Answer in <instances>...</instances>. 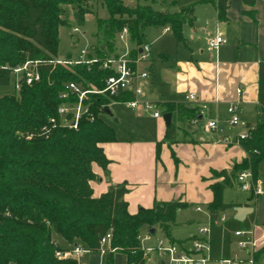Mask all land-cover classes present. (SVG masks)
Here are the masks:
<instances>
[{
  "label": "trees",
  "instance_id": "trees-1",
  "mask_svg": "<svg viewBox=\"0 0 264 264\" xmlns=\"http://www.w3.org/2000/svg\"><path fill=\"white\" fill-rule=\"evenodd\" d=\"M90 1L100 3L107 17L96 18V50L100 56L114 51L116 34L123 27L129 30L132 43H142L147 27L171 29L178 42H184L182 27L195 4L168 12L150 4L127 5L123 0H0V86L10 82V70L26 59L47 60L58 55L59 27L71 26L67 17L72 11L74 23L83 26L91 11ZM224 19L227 0H209ZM249 6L254 0H243ZM42 78L31 85L21 84L19 91L0 96V264H77L75 257L60 258L63 251L75 244L99 252L100 238L111 231L109 246L126 254L127 264H145L141 246L142 229L158 227L168 241L178 210L187 206L182 201L155 202L152 207L129 213L124 194L126 184L114 186L93 196L90 180L95 177L92 164L108 163L101 142L115 141L114 128L103 117L102 105L110 99L92 97L94 119H80L77 129L53 127L49 118L61 103L59 93L66 81H87L102 86L105 70L97 65H77L73 71L60 65L41 67ZM86 84V82H84ZM131 94L117 100L131 99ZM258 120L249 137L240 145L246 158L231 170L212 171L221 181L209 184L212 200L209 212V258L228 259L232 255V232L247 228L251 213L243 222L229 215L215 223L221 212L239 204H227L222 192L233 183L237 172L250 168L254 179L259 163L264 160V61L258 67ZM164 112H176L182 121L200 118L198 105L184 102H162ZM175 126L166 128L172 140ZM159 158V143L156 147ZM252 195V194H251ZM254 196V195H252ZM153 234V233H152ZM264 253V247L259 254ZM113 251L107 252L111 263Z\"/></svg>",
  "mask_w": 264,
  "mask_h": 264
},
{
  "label": "crops",
  "instance_id": "crops-1",
  "mask_svg": "<svg viewBox=\"0 0 264 264\" xmlns=\"http://www.w3.org/2000/svg\"><path fill=\"white\" fill-rule=\"evenodd\" d=\"M227 5L226 16L221 20L211 1L200 0L189 16L191 22L183 24L184 42L174 37L173 47L162 45L157 57L150 46V57L140 63V68L149 72L143 98L155 103L160 116L154 117L152 111L142 106L127 104L128 117L122 109L117 111L114 122L124 117L129 126L121 128L122 134H118L111 124L116 140L99 144L108 163L105 167L92 164L95 177L90 180V186L94 197L125 183L124 200L129 213L162 201H182L201 212L195 208L207 207L213 197L209 184L222 180L213 176L212 171H229L246 158L247 152L240 144H226L221 139L241 131L227 124L226 108L230 103L238 104L240 118L250 126L258 120V67L264 61V0H254L253 6L243 0H227ZM181 6L185 5L174 4L171 11L153 8L175 12ZM216 31L222 33L225 42L212 49L207 39ZM167 32H171L168 25L147 27L143 42L150 45ZM117 45L115 42L113 52L121 51ZM191 92L197 97L194 102L185 98ZM167 101L192 105L206 102L205 117L216 120L217 128L205 129L203 120L192 125L182 121L176 112H170V124L175 126V133L172 140L166 138L163 114L167 112L163 111L161 103ZM112 103L122 102H110L108 108ZM173 115L176 124L172 123ZM157 143L159 158H156ZM231 210L230 215H233V208ZM207 216L209 220V212ZM252 223L257 224L254 216ZM262 255L264 257V253ZM75 258L77 264H127L126 254L120 251L113 252L111 263L107 262V253L100 252L83 253ZM162 260L156 251H151L145 264H162Z\"/></svg>",
  "mask_w": 264,
  "mask_h": 264
},
{
  "label": "built area",
  "instance_id": "built-area-1",
  "mask_svg": "<svg viewBox=\"0 0 264 264\" xmlns=\"http://www.w3.org/2000/svg\"><path fill=\"white\" fill-rule=\"evenodd\" d=\"M71 30L78 32L79 28L74 26ZM115 42L122 45V50L117 53H108L105 56H100L96 48L86 44L77 50H70L64 56L56 55L47 60L26 59L15 66L5 67L10 70V80H13L16 92L19 91L22 83L31 85L39 82L42 78L41 67L43 65H51L52 67L60 65L71 71L77 65H86L88 68L97 65L107 72V75L102 77V86L87 81L64 82L63 89L59 93L61 103L56 108V114L49 118L53 127L77 129L80 119L93 120L94 114L91 109L93 96H102L110 99V102H122L130 107L142 106L145 110L152 111L154 117L160 116L155 103L143 98L145 93L144 84L149 72L146 68H140V63L150 57V45L145 42L132 43L127 27H123L116 34ZM207 42L208 46L213 49L224 43L225 39L221 32L216 31L208 37ZM132 44H134L133 48ZM133 51L135 52L134 55ZM237 92L240 93L241 89L238 88ZM126 94H131V99L117 100V97H123ZM185 98L192 102L197 100L196 94L192 92L188 93ZM104 106L106 105H102L100 109ZM198 107L200 118H193L190 123L195 125L203 120L205 129H216L217 121L205 117L208 104L201 102ZM226 112L228 114L227 124L230 127L241 128V131L235 135H225L221 140L226 144H240L249 137L252 126L240 118L237 103H230L226 108ZM235 179L241 190L249 191L254 196L264 192V186L257 179H254L250 168L237 172ZM195 209L200 211L201 207L197 206ZM227 217L228 215L225 212H221L215 223H221ZM198 232L201 235H206V239L203 242L198 237H193L191 248L163 239H158L155 246L146 247L142 244V237L140 236L144 257H148L151 251H156L163 258L162 264H264V257L259 254L260 249L264 247V226L252 223L247 228L233 231L232 244L234 248L232 255L228 259L218 261H211L209 258L210 224L199 227ZM151 235L150 232H146L144 239H149ZM110 238L111 231L100 238L99 252L101 254L115 251L114 248L109 246ZM89 252L92 251L88 247L75 244L71 249L57 251L56 255L60 258H66Z\"/></svg>",
  "mask_w": 264,
  "mask_h": 264
},
{
  "label": "rangeland",
  "instance_id": "rangeland-1",
  "mask_svg": "<svg viewBox=\"0 0 264 264\" xmlns=\"http://www.w3.org/2000/svg\"><path fill=\"white\" fill-rule=\"evenodd\" d=\"M127 5L133 6L136 3L139 4H150L155 8H165L169 11L173 10L174 4L178 5H197L200 0H123ZM91 11L86 15V21L83 26L74 23L73 15L71 9H69L68 21L71 22V26H61L59 27V44H58V55H66L70 50H77L86 44L91 45V47H96L97 37L94 36L96 32V18L97 17H107V11L105 7L100 3V1H90ZM78 27V32H73L72 27ZM175 43V38L172 32L162 33L161 36L150 43L151 48L154 50L155 56L157 57L162 45L165 48L173 47ZM117 48L122 50V45L117 42ZM115 46V45H114ZM69 50V51H68ZM16 93L14 89L13 80L11 79L7 85L0 86V96L4 94ZM126 104H110L109 109L111 115L102 114V117L110 124H112L118 134H122L121 128L129 126L128 121L125 122L124 117L120 119L118 123L114 122V118L117 117V111L122 109L125 115L128 117L130 110L126 108ZM129 120V119H128ZM176 116L173 115L172 123L176 124ZM235 128V127H233ZM258 182L264 186V160H262L257 169ZM222 200L227 204H241L251 206L254 210V218L257 224H264V192L252 196L249 191L241 190L236 179L229 186H226L222 192ZM201 207V212H196L194 210V205H189L183 209L178 210L175 218V224L171 228V238L175 240L184 241L183 245L186 248H191V242L193 237H198L204 242L206 235H201L198 232L199 227L208 225V209L204 205H199ZM228 216L232 213V210L227 209L224 211ZM143 230V229H142ZM142 244L146 247H152L157 244L158 239H163L167 241L165 234L156 227L155 233H153L149 239H144L145 233L141 232Z\"/></svg>",
  "mask_w": 264,
  "mask_h": 264
},
{
  "label": "water",
  "instance_id": "water-1",
  "mask_svg": "<svg viewBox=\"0 0 264 264\" xmlns=\"http://www.w3.org/2000/svg\"><path fill=\"white\" fill-rule=\"evenodd\" d=\"M104 112L111 115V111L108 106L103 107ZM163 120L166 126L171 123V113L167 112L163 114ZM233 218L237 221L243 222L245 218L253 212V208L248 205H237L233 207ZM154 232V229H150V233Z\"/></svg>",
  "mask_w": 264,
  "mask_h": 264
}]
</instances>
